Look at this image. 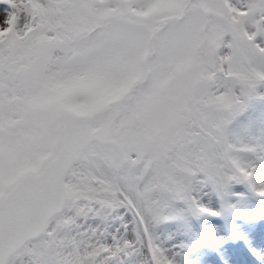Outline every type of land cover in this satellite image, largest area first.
Returning <instances> with one entry per match:
<instances>
[{
  "label": "snow or ice",
  "instance_id": "obj_1",
  "mask_svg": "<svg viewBox=\"0 0 264 264\" xmlns=\"http://www.w3.org/2000/svg\"><path fill=\"white\" fill-rule=\"evenodd\" d=\"M0 5V264H172L171 202L264 197V0Z\"/></svg>",
  "mask_w": 264,
  "mask_h": 264
},
{
  "label": "rangeland",
  "instance_id": "obj_2",
  "mask_svg": "<svg viewBox=\"0 0 264 264\" xmlns=\"http://www.w3.org/2000/svg\"><path fill=\"white\" fill-rule=\"evenodd\" d=\"M0 19H3L2 15V9H0ZM258 182H263L261 179L257 178ZM205 190L211 191L212 188H205ZM212 192V191H211ZM200 198V197H199ZM203 201H201L200 206H203L204 208L211 209L213 211L218 210V203L216 200L211 199L209 197V201L211 203H206V199L203 197ZM173 203V202H171ZM185 213V208L183 204L177 205L176 208L166 215L173 216L176 219L181 218ZM127 219H131V217H128ZM165 220V219H164ZM203 225L206 226V228L209 230L210 234H212L213 238L216 240V248L221 250V254H224L222 252V248L220 247L221 238L226 233V230L224 227L211 222H203ZM162 228H168L170 226H175L174 223L167 224L165 221L160 223L158 227ZM157 227V228H158ZM153 234L157 235L156 230H153ZM163 239L160 243V249L165 253V255L172 261V264H215L209 261L211 258L207 255L209 253V244L202 242V239L199 237L198 239L194 238L187 243H185V234L183 231L178 230L174 228V231L172 233V237L170 240H167L166 234H162ZM198 245V246H197ZM192 246H196L195 248H189ZM261 246H264V242L261 244ZM227 254H224L223 261L227 262Z\"/></svg>",
  "mask_w": 264,
  "mask_h": 264
}]
</instances>
